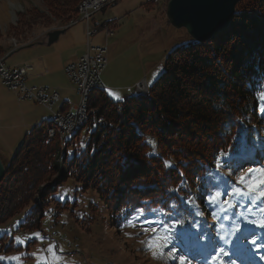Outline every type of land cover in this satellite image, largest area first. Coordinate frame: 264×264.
<instances>
[{
  "label": "trees",
  "instance_id": "16d2710c",
  "mask_svg": "<svg viewBox=\"0 0 264 264\" xmlns=\"http://www.w3.org/2000/svg\"><path fill=\"white\" fill-rule=\"evenodd\" d=\"M42 1L40 9L20 14L10 30L57 21L65 31L81 0ZM163 65L148 85L149 97L115 100L94 89L88 107L105 122H89L63 142L58 135L42 141L50 120L34 124L4 165L0 225L28 207L19 228L40 229L56 185L68 178L95 190L114 222L135 219V210L155 219L183 211L197 222L199 211L208 210L207 180L219 168L217 160L224 171L236 173L246 158H233L234 150L248 149L251 159L264 151L257 99L264 87V0H240L226 29L171 50ZM242 133L255 137L243 141ZM166 159L174 166L166 168ZM14 248L19 247L8 234L0 235V253Z\"/></svg>",
  "mask_w": 264,
  "mask_h": 264
},
{
  "label": "rangeland",
  "instance_id": "374dc122",
  "mask_svg": "<svg viewBox=\"0 0 264 264\" xmlns=\"http://www.w3.org/2000/svg\"><path fill=\"white\" fill-rule=\"evenodd\" d=\"M114 1L107 0L108 4L93 12L89 20L90 28L115 22L111 36L104 37L106 31L101 28L91 39L95 45L107 48V64L102 71V79L121 87L130 80L131 77L127 76L138 68V73L143 72L142 77L150 85L163 72L166 55L192 38L185 28H176L168 21L165 13L168 0L153 4L149 2L151 0ZM43 4L42 0H0V59L10 68L31 64L32 70L27 71L25 80L27 85L52 88L63 85L64 90L56 89L61 98L52 108L58 110L64 98H69L72 103L79 100L58 57L62 53L61 57H65L66 61L72 59L70 62H75L85 53L86 21L78 20L49 45L33 43L44 40L47 32L61 29L62 25L57 21L36 23L28 30L17 33L10 30L18 24L20 14L40 9ZM40 66H49L53 72L47 74L45 69H38ZM42 71V75L38 74ZM114 94L111 98L120 97L115 100L126 96ZM50 114L47 108L34 101H19L15 92L0 81V160L4 165L9 163L30 128L49 119ZM241 135L243 141L255 137L244 133ZM70 136L67 135L66 139ZM149 145L155 153V144ZM250 154L248 149L234 150L231 154L233 158H246L237 172L224 171L219 167L208 177L207 186L211 194L219 192L221 195L215 203L208 204V210L199 211L197 222L193 213L186 217L183 211H179L177 217L165 213L157 219L150 218V214L140 216L139 220L133 219L135 227L128 226V222H114L95 190H85L80 182L68 178L59 182L52 193L54 201L50 209L59 211V224L50 223L49 216L44 215L40 229L24 231L19 224L28 212L27 207L4 223L14 221V234L0 225V230H3L0 235L8 234L13 239L14 247H19L1 252L0 257L4 259L0 261L4 264H38V259L43 258L39 259V264H178V258L183 255L190 264H264V247H257L264 245V227L258 226V222L264 220V211L261 210L264 209V198L255 199V193L237 195L233 191H248L247 182L258 174H249L244 183L239 182L238 177L245 174L247 169L264 168V151L257 155L260 160L251 159ZM165 161H170L174 166L172 159ZM261 189H264V185H261ZM223 193L228 198L222 204L220 199ZM190 219L195 222H189ZM165 224L176 226L168 246L154 257L147 247L148 240L154 234L143 229L156 228L159 231L155 235H159ZM50 225H54V229L64 236L59 242V250H56L54 241L42 236L48 232ZM35 233H39V237L34 236ZM16 238L22 242H17ZM25 239L37 241L27 248ZM253 240L256 241L255 245ZM67 241H70L69 249L65 247ZM49 246H53V252L61 257L60 261L53 260L52 254L47 251ZM221 248L227 255L220 253L217 260H212L211 257ZM67 250L73 251L75 257L68 258ZM173 251L174 255L170 256L169 253Z\"/></svg>",
  "mask_w": 264,
  "mask_h": 264
},
{
  "label": "built area",
  "instance_id": "2783aa9c",
  "mask_svg": "<svg viewBox=\"0 0 264 264\" xmlns=\"http://www.w3.org/2000/svg\"><path fill=\"white\" fill-rule=\"evenodd\" d=\"M160 0H153V2H159ZM107 5V0H89L88 3L83 4L81 9H77L78 16L72 18L68 25L76 23L78 20L89 21L91 14ZM107 35H112L113 31L111 25L104 27ZM100 26L93 29L87 28V50L81 55L75 62L68 63L64 67V72L69 79L70 83L74 86L76 94L79 96V100L75 104L66 106L64 109L53 110L52 107L59 100L60 96L56 90L50 89L44 85H27L25 83L27 75V67L21 66L16 68H10L4 65L0 60V80L3 85L8 89L16 93V97L19 101H34L38 104L46 107L50 112V116H55L61 120L65 133L70 130L71 127H75V124H83L85 126L89 122L94 124L104 123L103 117L95 116V109L91 108V112H84L81 107V100L85 95V92L92 85H103L101 80V72L107 64V48L104 45H92L89 38L92 37ZM137 93L147 94V89L144 87V83L141 81L137 84ZM53 138L52 133L44 131L42 141L44 143L49 142ZM48 216L54 222H58L56 213L54 211H48ZM7 228H12V225H6ZM49 238H58L62 240L64 236L60 234L53 227L49 226ZM70 243H67V248H70ZM74 253H70L69 256H73Z\"/></svg>",
  "mask_w": 264,
  "mask_h": 264
},
{
  "label": "water",
  "instance_id": "95a60500",
  "mask_svg": "<svg viewBox=\"0 0 264 264\" xmlns=\"http://www.w3.org/2000/svg\"><path fill=\"white\" fill-rule=\"evenodd\" d=\"M240 0H168L166 16L171 25L183 27L195 41H205L229 26L235 6ZM64 29L46 33L45 39L34 44L49 45L58 40ZM32 45V44H31ZM27 46H30L27 45ZM5 166L0 160V181Z\"/></svg>",
  "mask_w": 264,
  "mask_h": 264
},
{
  "label": "snow or ice",
  "instance_id": "6c2138e0",
  "mask_svg": "<svg viewBox=\"0 0 264 264\" xmlns=\"http://www.w3.org/2000/svg\"><path fill=\"white\" fill-rule=\"evenodd\" d=\"M259 87V86H258ZM110 95H115L114 93H110ZM117 99H120L119 96H116ZM257 99L258 101L260 102V111L262 113H264V87L260 88V91H258L257 93ZM148 143L154 145L155 142L154 141H151L149 140ZM81 147H83V144L81 145ZM151 155V154H150ZM223 162L221 160H217V166L220 167L221 164ZM171 162L170 161H165V167H171ZM252 173H256L258 175L256 176H253V178L251 180H249L246 184V187L248 189L247 192H241L240 189H234V194H237V195H250L252 193H255V199H260V198H264V189H261V185H264V168H258V169H252V168H249L247 169V172L243 175H241L240 177H238V180L239 182L241 183H244L245 182V177L249 174H252ZM182 175V174H181ZM221 193L219 192H216L214 194H210L209 195V198H208V202L209 203H215L217 199H219ZM63 199V197H62ZM262 211H264V209H261ZM137 215L135 217V220H139V217L140 215H142V211L141 210H135ZM155 211V210H153ZM46 215V214H45ZM127 219V217H126ZM144 223H154L152 221H144ZM128 226L130 227H135L136 224L134 223V220L133 219H128ZM175 224H172V225H167L165 224L164 225V228H163V231L159 233V235H155V233H157L159 230L156 229V228H144L143 231L145 232H151L153 233V237L150 238L148 240V243H147V247L149 248V250L152 251L153 253V256L155 257L157 255L158 252H162L164 248H166L168 246V244L170 243V240H171V233L172 231L174 230L175 228ZM258 226L259 227H264V220H261L258 222ZM0 231H3V230H0ZM34 236L36 237H39V233H35L33 234ZM30 239V238H29ZM17 242H22L20 241V238H16ZM252 243L255 245L256 244V241L253 240ZM257 247H264V245H257ZM47 251L49 253L52 254V258L53 260L55 261H60L61 260V257L56 255L54 252H53V246H49V248L47 249ZM220 253H223L224 255H227L226 252H224V250L221 248L220 249V252L216 253V255H213L211 257L212 260H217L220 256ZM35 255V254H33ZM170 256H173L174 255V251L173 253H169ZM17 257H11L10 259H16ZM264 258V257H262ZM0 259H4V257H0ZM39 259H43V258H39ZM39 259H38V264H39ZM178 264H190V261L186 260V257L185 256H180L178 258Z\"/></svg>",
  "mask_w": 264,
  "mask_h": 264
},
{
  "label": "crops",
  "instance_id": "0c3cea01",
  "mask_svg": "<svg viewBox=\"0 0 264 264\" xmlns=\"http://www.w3.org/2000/svg\"><path fill=\"white\" fill-rule=\"evenodd\" d=\"M97 34H98V32L95 35H93L91 37V39L94 38ZM91 44L95 45L92 41H91ZM96 45H98V44H96ZM61 56H62V53H60L59 54V57H58L61 65H64L65 66L70 61H72V59L69 60V61H66V58L65 57L63 58ZM20 66H25V67L28 66L29 67V68L27 67V71L28 72L32 70V68H31L32 65L31 64H27V65L22 64ZM38 69H40V70L45 69L44 71L47 74L50 73L49 71L53 72V70L49 66H44V67L40 66ZM57 70H59V68ZM138 71H139L138 68H136L135 71H134V73L128 75L127 78L128 77H131L130 80L128 81L127 84H125V85H123L121 87L118 86V85L110 84L108 82V80L102 79V76H101V79H102V82L104 84V88H105L106 93L110 97H112V95H110V93H120V94L122 93L123 95H126V96L127 95H135V86H136V84L140 81L139 79H141V80L144 79V77H142L143 72L142 73H140V72L138 73ZM128 72H130V71H128ZM42 73H43V71L42 72H38V74H40V75H42ZM56 86H57L56 88L55 87L54 88L50 87V88L51 89H54V90H56V89H62V90H64V86L63 85H60L59 84V85H56ZM60 98H61V95H60ZM115 98H116V96H115ZM115 98H113V99H115ZM22 102H25V101H22ZM71 103L72 102H71V100L69 98H64L63 99V102H62V104H61L60 107L66 106L67 104H71Z\"/></svg>",
  "mask_w": 264,
  "mask_h": 264
},
{
  "label": "bare ground",
  "instance_id": "6f19581e",
  "mask_svg": "<svg viewBox=\"0 0 264 264\" xmlns=\"http://www.w3.org/2000/svg\"><path fill=\"white\" fill-rule=\"evenodd\" d=\"M89 0H81L80 3L78 4L77 9H81L83 4L88 3ZM72 19V18H71ZM70 19V20H71ZM70 20L68 22H70ZM103 85H92L90 88H88L85 92V95L83 96V99L81 100V107L82 110L84 112H91V109L88 107V97L90 95V93L96 89V88H102ZM145 87V84H144ZM140 95L141 96H148V94H139L137 93V96ZM50 122L52 123L51 126L48 127V131L52 133V136L54 137L55 135H58V138L61 142H63L65 140V138L67 137V135L72 134L73 132H75L76 130L80 129L83 124H75V127H71L70 130L67 131V133H65V130L63 129V124L61 122V120H59L57 117L55 116H50L49 118ZM47 131V129H46ZM55 157V155H53ZM7 225H12V224H7Z\"/></svg>",
  "mask_w": 264,
  "mask_h": 264
}]
</instances>
